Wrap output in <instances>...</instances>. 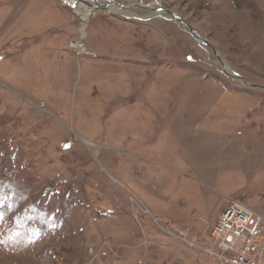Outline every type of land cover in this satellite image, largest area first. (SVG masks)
Instances as JSON below:
<instances>
[{
    "label": "rangeland",
    "instance_id": "obj_1",
    "mask_svg": "<svg viewBox=\"0 0 264 264\" xmlns=\"http://www.w3.org/2000/svg\"><path fill=\"white\" fill-rule=\"evenodd\" d=\"M98 1L0 0V264H215L155 220L264 216V0Z\"/></svg>",
    "mask_w": 264,
    "mask_h": 264
},
{
    "label": "built area",
    "instance_id": "obj_2",
    "mask_svg": "<svg viewBox=\"0 0 264 264\" xmlns=\"http://www.w3.org/2000/svg\"><path fill=\"white\" fill-rule=\"evenodd\" d=\"M83 47L81 42L70 44L79 58H94ZM155 223L163 234L204 252L215 264H264V216L239 201H229L208 232L174 226L167 220Z\"/></svg>",
    "mask_w": 264,
    "mask_h": 264
},
{
    "label": "bare ground",
    "instance_id": "obj_3",
    "mask_svg": "<svg viewBox=\"0 0 264 264\" xmlns=\"http://www.w3.org/2000/svg\"><path fill=\"white\" fill-rule=\"evenodd\" d=\"M68 1H69L70 7L73 13L82 20L83 26L81 30L83 33L86 27V24L88 23L90 18L94 16L98 8L106 9L109 13H113V12L117 13V12H120V10H122L124 14L129 18H139L135 13L125 10L123 8L121 9L114 3L111 5L110 4L108 5V4L101 3V1L93 0V3H91V5H87L78 0H68ZM226 70L229 71L227 67H226ZM87 145H89V143Z\"/></svg>",
    "mask_w": 264,
    "mask_h": 264
},
{
    "label": "water",
    "instance_id": "obj_4",
    "mask_svg": "<svg viewBox=\"0 0 264 264\" xmlns=\"http://www.w3.org/2000/svg\"><path fill=\"white\" fill-rule=\"evenodd\" d=\"M174 19L175 17L173 15H171ZM176 20V19H175ZM225 75L228 76V77H231L230 75H228L226 72H225ZM233 77V76H232ZM235 79H240L238 76L235 75ZM246 84V83H245Z\"/></svg>",
    "mask_w": 264,
    "mask_h": 264
}]
</instances>
